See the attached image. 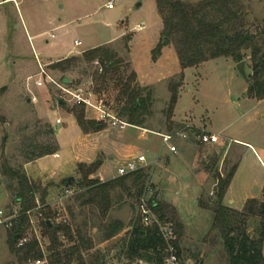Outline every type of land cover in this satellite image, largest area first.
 Listing matches in <instances>:
<instances>
[{"label":"rangeland","instance_id":"1","mask_svg":"<svg viewBox=\"0 0 264 264\" xmlns=\"http://www.w3.org/2000/svg\"><path fill=\"white\" fill-rule=\"evenodd\" d=\"M6 1L0 0V90H3L0 95V212L3 215L0 220V264H36L32 259L24 261L22 252L11 253L9 227L1 224V221L18 215L20 210V206L12 202L7 178L1 174L4 161L14 168H22L39 191L36 196L38 206L29 214L30 223L24 236L27 242L17 248L37 242L38 249L44 254L41 264H52L50 242L42 226L49 209L56 225L70 226L74 231L80 229L93 240L95 248L85 254L86 264H102V258L106 264H132L124 259L119 261L118 256L137 214L132 210V206L137 207L136 200L128 199L118 190L113 192L115 206L105 223L121 220L126 228L115 239L102 243L103 221L98 211L81 206L86 191L64 183L69 179L81 182L80 165H90L74 160L67 163L66 159L106 160L113 155L114 160L105 163L103 168L110 176L118 175L124 159L147 157L142 165L150 174L147 197L167 208V218L177 233L180 258L185 264H227L222 236L214 226V213L201 208L200 203L216 197L215 175L226 178L235 167L230 192L235 208L242 209L251 198L264 200V100L247 96L252 76L250 51L245 52L243 60L249 81L239 74L237 64L227 58L188 69L181 81L182 74L169 77L166 71L155 73L160 81L153 87L142 86L137 81L140 87L151 88L153 92L152 115L142 128L123 129L122 123L126 120L117 117L120 109L116 102L118 89L113 80L104 83L96 80L98 66L95 63H82L64 73L51 69L50 65L71 51L70 57H81L82 50L103 44L123 33L124 27L129 29L137 24L147 28L151 43L162 29L156 1L16 0L18 6ZM181 1L197 4L203 0ZM108 3H113L116 9L109 11ZM237 4L242 11L245 31H262L264 0H237ZM51 35L55 39H51ZM129 35L132 36L130 43L135 44L134 34ZM76 40L82 42V46L75 47ZM130 43L127 49L126 42L120 38L110 46L124 61L122 67L127 70L126 76L130 71L135 72L130 62ZM170 45L167 53L171 51L176 55L174 45ZM42 70L55 83H49L46 78L43 87H37L35 82ZM63 79L69 80V84H64ZM179 83L176 113L186 118L182 120L184 125L195 120L199 127L195 131L199 133H209L207 129L221 132L218 144L194 148L187 141L177 140L179 151L175 155L163 145L162 137L157 134L167 130L166 110L171 85ZM63 89L71 93L67 94ZM78 92L90 105L78 104L75 97ZM100 105L111 117L119 119L118 125L114 127L109 118L103 131L84 134L70 111L84 109L86 118L94 120L99 117L96 107ZM57 118L66 128L61 135L55 128ZM60 142L64 145V153H61ZM47 147H58V152L51 155L64 161L58 168L49 164L35 167L38 160L46 157L28 159L35 149ZM120 151L122 156L116 157ZM52 159L49 161L53 162ZM156 159V163H150ZM215 159L218 161L213 167ZM172 162L175 167L169 168ZM176 181L185 183V188H179ZM259 222V219L251 218L245 224L253 238L257 236ZM61 241L66 248L71 245L64 237ZM139 263L148 264L136 262Z\"/></svg>","mask_w":264,"mask_h":264},{"label":"trees","instance_id":"2","mask_svg":"<svg viewBox=\"0 0 264 264\" xmlns=\"http://www.w3.org/2000/svg\"><path fill=\"white\" fill-rule=\"evenodd\" d=\"M155 1L163 30L159 43L152 51L154 62L161 56L163 48L170 44L175 47L182 70L198 68L220 58L231 59L238 64L244 60L245 52L250 51L252 76L247 96L257 101L264 100V28L256 33L245 31L242 11L238 7L237 0H203L197 4H188L181 0ZM123 39L128 49L132 36L128 34ZM110 46L88 50L81 57H69L50 67L64 73L82 63L90 65L95 63L98 66L95 72L96 80L100 83L113 80L114 86L118 89L116 102L120 105V109L117 117L125 119V123L129 126L142 128L146 119L152 115L153 92L151 88H142L138 85L135 72L130 71L126 76L127 70L122 67L124 61ZM182 79L183 74L180 81ZM179 87L180 83L171 85V98L166 110L167 134H177L187 130L184 127L175 129L172 121L179 100ZM145 92H147L146 95ZM1 94L3 90H0ZM70 113L73 114L78 127L84 134L98 133L106 128L102 122L88 120L84 109H73ZM193 146L194 148L202 147L198 143H194ZM58 150V147L37 148L28 159L34 160L55 155ZM217 161L218 159L214 160L213 167ZM101 164L100 161H96L88 166L80 165L81 182L75 183L71 180L69 183L66 180L65 185H76L86 191L82 196L81 206H89L91 210L98 211L103 221L102 243L115 239L126 228L121 220L105 223V219L115 206L113 192L118 190L128 199L136 200L137 207L132 206V210L137 214L128 228L126 233L128 238L123 241L124 245L118 260L124 259L132 264L136 262L163 264L167 257L168 243L163 238L157 224L145 226L142 223L140 210L146 190L149 188L147 183L150 182V174L141 168L102 183L98 179L91 178L98 173ZM235 171L236 167L226 178L216 174L218 185L216 197L211 198L207 203L201 201L200 205L201 208L210 209L214 213V226L222 236L227 264H264V200H248L241 212L224 205V198ZM1 174L7 178L12 202L20 206L18 215L8 230L10 251L16 254L22 252L24 261L29 259L41 261L44 254L38 249L37 242L25 248H17L19 240L27 232L30 223L29 214L38 206L36 197L39 192L38 188L32 184L22 168H14L8 161H4ZM148 205L154 211L160 224H172L167 218L166 207L154 199L148 200ZM48 211L44 215L42 226L50 242L49 252L53 258L52 264H86L85 254L95 248L93 240L84 235L80 229L74 231L70 226L56 225L52 221L51 211L49 209ZM251 218L260 220L256 238H253L245 227L246 222ZM87 226L85 224V227ZM61 237L71 244L68 248L64 247ZM172 244L177 251L179 264H185L180 258L178 240ZM102 261V264H106L105 258H102Z\"/></svg>","mask_w":264,"mask_h":264},{"label":"crops","instance_id":"3","mask_svg":"<svg viewBox=\"0 0 264 264\" xmlns=\"http://www.w3.org/2000/svg\"><path fill=\"white\" fill-rule=\"evenodd\" d=\"M16 5L18 6L17 2H16ZM115 9H116V7H114V9L109 10V11H114ZM139 26H143V29H141V30L138 29ZM162 30H163V24H162V29L160 30V34H156L154 36L153 41H151V43H150V35L147 32V28L143 24H137L135 27H132V28H129V29L124 27L123 33L118 34V36H115V37H113L111 39H108L103 44H99L97 46H92L90 48H86L85 50H82V52L84 53V52H86L88 50H92L94 48L101 47V46L113 45L115 42L120 40V38H124L126 35H128L130 33H133L134 34L133 39L135 40V44H133L132 42L130 43L131 44V48H130V51H131V61H130L131 62V66L133 67V69H135V72H136V75H137V81H138V83L140 85L153 87V86L157 85L159 83V81H160V79L157 76H155V73H157V72H165L166 71V72H168V76L170 77V76H174V75L177 76L179 74H184V76H185V72L188 70V69L182 70V68H181V66L179 64V61H178L177 54L173 55V53H171V51L167 53V49L169 47H171V45L170 46H166V47L163 48V50L161 52V56L157 59L156 62H154L152 60V51L157 46V44L159 43ZM51 39H55V36H54V38H51ZM136 40L139 41V43L136 42ZM75 42H74V45H75ZM80 43H81L80 46H82V42H80ZM75 47H77V46L75 45ZM72 54H73L72 51L69 52V54H67L65 57L61 58V60L69 58ZM61 60H58V61H61ZM43 110L44 109H42V111ZM176 111L177 110L175 109L174 117L172 119V121L174 123V126H175L174 127L175 129L178 128V127H184V128L193 129V130H196L197 128H199L196 125L197 123H196L195 120L190 125H184L185 122H182V120H184L186 118L184 116H178ZM44 117L47 119L48 118L47 114H45ZM47 120H49V119H47ZM57 121H60L61 125L60 126L56 125L57 127H55V128H56L57 132H59V135H61V133L63 132V129H64L63 128L64 127V123L59 118L56 119L55 123H57ZM128 127H132V126H125L124 128H128ZM143 131L145 133H148V130H143ZM165 132L167 134L168 130H166ZM165 132L163 134L159 133L157 135L162 137L163 135H165ZM207 132H209L211 134H216L219 137L222 136L221 132L220 133H215V132L210 131L208 129H207ZM59 144H60L61 153H64V145L61 142ZM189 144L193 145L192 143H189ZM120 152L115 154V156L116 157H120V155L122 156V152L121 153ZM113 156H111L110 158H108L106 160L105 159L104 160L103 159H101V160L100 159H98V160H95V159H66L65 160V159H63V160H65V162L68 161L67 163L72 162L74 160L73 162H75V163H77L79 161V163H89V164H92V163H94L96 161H100L102 164H101V167H100V169H99V171L97 173L96 179H98L102 183H105V182H108V181L116 179L117 176H118V175L117 176L116 175L110 176L108 171H104L103 170V168H105V165H106L105 163H108V161L110 162V161L114 160ZM51 158H53L52 159L53 162L49 161ZM55 158H54V156H47L44 159H40V160H38L35 163L36 164L35 167L36 168H40V166H42V164H49V165L54 166L55 168H58L59 166L62 165V162H64V161H62L61 159H55ZM128 161H130V159H124V164L127 163ZM156 162H157V159L153 160V162H150V163L154 164ZM262 165H263V163H262ZM171 167H175V163L174 162L171 163L169 168H171ZM263 168H264V165H263ZM39 172H41V171H39ZM181 177H182V175H180L179 178L181 179ZM91 178H94V176H92ZM233 181H234V179H233ZM233 181H232V183H233ZM176 182L179 185V188L180 187H181V189L185 188V186H186L185 183H183V182L179 183L178 181H176ZM176 182L174 184H176ZM232 183L229 186V188L227 190V193L225 195V201H224L225 203H224V205H226V206H228V207H230V208H232V209H234V210H236L238 212H241L244 209L246 202L248 200H250V199L246 200V202L242 206V209L235 208V201L230 197ZM183 185H185V186H183ZM251 199H256V198H251ZM174 202L175 201H173L172 203H174ZM139 264H141V263H139Z\"/></svg>","mask_w":264,"mask_h":264},{"label":"built area","instance_id":"4","mask_svg":"<svg viewBox=\"0 0 264 264\" xmlns=\"http://www.w3.org/2000/svg\"><path fill=\"white\" fill-rule=\"evenodd\" d=\"M7 2L16 3L15 0H7L6 3ZM106 7L108 10L114 9L113 3H108ZM138 29H140V30L143 29V26H139ZM51 38H54V36L52 35ZM75 45L80 46L81 43L76 41ZM45 74L46 73L43 70L40 72L39 80H37L35 82L37 87H43L44 81L46 78H47L49 83H52V84L55 83V82H53V80H51ZM63 91L67 94L71 93L69 90H66V89H63ZM75 97H76L78 104L82 103V104L90 105L87 99L81 98V94L79 92L75 95ZM96 109L99 112L98 113L99 117H98V119H94V120H96L97 122H102L105 124V122L109 121V118L110 119L112 118V120H110L109 122H111V124L114 127H116L118 125L119 119L116 117H111L110 114L107 113V110L104 109V106H102V105L97 106ZM57 124L59 125V124H61V122L57 121ZM122 124L124 127L128 125L125 123H122ZM124 127H122V128H124ZM219 139H220V137L216 134L201 133V132L199 133L193 129H187L186 131H184L182 133L165 134L162 136L163 145L166 147L168 152L170 154H173V155L177 154L179 151L178 146L176 144L177 140L187 141V142L192 143V144L198 143L202 146H214V145L218 144ZM145 163H146V157L144 155H140L137 158H133L132 160L128 161L123 166L118 168V177L125 176L129 173L137 171L138 169H141L142 165ZM149 193H150V190L148 188L146 190V194L144 195V199L142 200V205L140 207L141 214H142V223L145 226H152L154 224H157L160 227V232H161L163 238L168 243V248L166 250L167 257L164 259L163 264H179V260L177 257V251L172 244L173 242H175L177 240V234L175 233L174 226L171 223H167L165 225H162L158 222L157 216L155 215L154 211L148 205V200H150V198H148L147 196L149 195ZM2 216L3 215L0 212V220H1ZM16 216H14L13 218L8 219V220L5 219L4 221H1L2 222L1 224L10 228L12 226V221L16 218ZM26 242H27L26 238L23 237L22 239L19 240L18 246L22 247ZM36 264H41V261H36Z\"/></svg>","mask_w":264,"mask_h":264},{"label":"water","instance_id":"5","mask_svg":"<svg viewBox=\"0 0 264 264\" xmlns=\"http://www.w3.org/2000/svg\"><path fill=\"white\" fill-rule=\"evenodd\" d=\"M245 65H246V62L245 61H242L240 63L237 64L236 68H237V71L239 72V74L247 81L248 80V77L246 75V71H245ZM64 84L68 85L69 84V80L65 79L64 80ZM31 101L29 100L28 103H30ZM61 104V103H60ZM72 179H69V183L71 182Z\"/></svg>","mask_w":264,"mask_h":264}]
</instances>
